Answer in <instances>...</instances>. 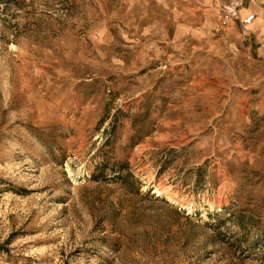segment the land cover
Returning <instances> with one entry per match:
<instances>
[{
    "label": "rangeland",
    "instance_id": "1",
    "mask_svg": "<svg viewBox=\"0 0 264 264\" xmlns=\"http://www.w3.org/2000/svg\"><path fill=\"white\" fill-rule=\"evenodd\" d=\"M0 264H264V56L214 0H0Z\"/></svg>",
    "mask_w": 264,
    "mask_h": 264
},
{
    "label": "crops",
    "instance_id": "2",
    "mask_svg": "<svg viewBox=\"0 0 264 264\" xmlns=\"http://www.w3.org/2000/svg\"><path fill=\"white\" fill-rule=\"evenodd\" d=\"M214 3L216 5V0ZM249 15H253L250 24L242 26L239 22H235L231 26H239L247 33L251 43L257 46L258 54L264 56V0H247L240 11V18L245 19Z\"/></svg>",
    "mask_w": 264,
    "mask_h": 264
},
{
    "label": "built area",
    "instance_id": "3",
    "mask_svg": "<svg viewBox=\"0 0 264 264\" xmlns=\"http://www.w3.org/2000/svg\"><path fill=\"white\" fill-rule=\"evenodd\" d=\"M246 2L247 0H216L215 11L219 25L226 27L235 22H239L242 26L250 24L253 15L245 19L240 18V11Z\"/></svg>",
    "mask_w": 264,
    "mask_h": 264
}]
</instances>
